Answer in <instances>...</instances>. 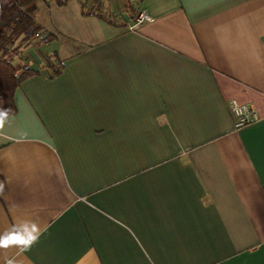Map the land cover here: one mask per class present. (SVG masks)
Returning a JSON list of instances; mask_svg holds the SVG:
<instances>
[{"label": "crops", "instance_id": "crops-1", "mask_svg": "<svg viewBox=\"0 0 264 264\" xmlns=\"http://www.w3.org/2000/svg\"><path fill=\"white\" fill-rule=\"evenodd\" d=\"M33 18L53 38L19 51L38 73L0 127V238L37 239L0 264H264V0H38Z\"/></svg>", "mask_w": 264, "mask_h": 264}, {"label": "trees", "instance_id": "trees-1", "mask_svg": "<svg viewBox=\"0 0 264 264\" xmlns=\"http://www.w3.org/2000/svg\"><path fill=\"white\" fill-rule=\"evenodd\" d=\"M38 0H0V110H7V116L13 114L15 106L13 93L27 77L38 71L31 68L19 55L24 42L30 43L37 33L36 45L51 41L53 36L46 33L35 23L33 12ZM68 0H55L63 5ZM16 57V59L14 58ZM46 66L52 71L51 76L58 75L61 65H54L47 57Z\"/></svg>", "mask_w": 264, "mask_h": 264}, {"label": "built area", "instance_id": "built-area-1", "mask_svg": "<svg viewBox=\"0 0 264 264\" xmlns=\"http://www.w3.org/2000/svg\"><path fill=\"white\" fill-rule=\"evenodd\" d=\"M147 19V15L144 12H140L135 18V24L142 22ZM38 38H42V34L37 33L35 35ZM231 111L236 118L235 125L237 127L249 124L253 120H255L256 115L254 109L249 104H240L236 101H231Z\"/></svg>", "mask_w": 264, "mask_h": 264}, {"label": "clouds", "instance_id": "clouds-1", "mask_svg": "<svg viewBox=\"0 0 264 264\" xmlns=\"http://www.w3.org/2000/svg\"><path fill=\"white\" fill-rule=\"evenodd\" d=\"M7 116V110H0V127H3L4 119ZM27 231V230H26ZM37 231L35 225L32 226L31 231L27 232V236L19 234H11L8 237L0 238V247H7L9 243H18L25 246L31 245L37 239L36 235H33ZM11 264V261L8 262Z\"/></svg>", "mask_w": 264, "mask_h": 264}, {"label": "rangeland", "instance_id": "rangeland-1", "mask_svg": "<svg viewBox=\"0 0 264 264\" xmlns=\"http://www.w3.org/2000/svg\"><path fill=\"white\" fill-rule=\"evenodd\" d=\"M53 1H55V0H53ZM57 4V3H56ZM38 37H34V39H32V41H30V43H33V41H35V39H37ZM27 44H29L28 42L26 43V42H24V44L21 46V48H20V50L19 51H21V52H24V51H22V50H25V45H27Z\"/></svg>", "mask_w": 264, "mask_h": 264}]
</instances>
